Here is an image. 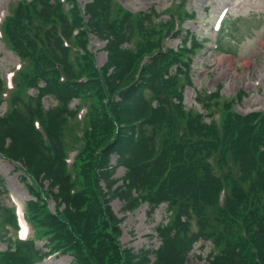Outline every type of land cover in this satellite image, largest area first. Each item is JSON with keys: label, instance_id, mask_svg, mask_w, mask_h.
<instances>
[{"label": "trees", "instance_id": "1", "mask_svg": "<svg viewBox=\"0 0 264 264\" xmlns=\"http://www.w3.org/2000/svg\"><path fill=\"white\" fill-rule=\"evenodd\" d=\"M115 5L19 1L0 23L4 49L26 68L22 85L9 88L0 77V156L22 173L33 198L23 213L33 228L26 240L17 235L16 209L0 200V224L10 233L0 264H39L55 254L70 256L69 264H189L199 242L211 245L204 264H264V112L238 114L236 99L220 103L217 90L195 95L208 115L186 110L196 35L180 37L171 15ZM190 18L184 11L180 23ZM90 36L104 43L100 67ZM169 37L181 46L167 47ZM25 88L34 93L24 96ZM47 98L55 106L45 108ZM75 100L89 104L69 164L65 133L77 120ZM4 192L0 183V198ZM114 199L127 213L145 204L149 217L166 206L167 222L154 228L156 250L121 246Z\"/></svg>", "mask_w": 264, "mask_h": 264}, {"label": "rangeland", "instance_id": "2", "mask_svg": "<svg viewBox=\"0 0 264 264\" xmlns=\"http://www.w3.org/2000/svg\"><path fill=\"white\" fill-rule=\"evenodd\" d=\"M19 1L31 0H0V22L7 15L11 4ZM88 2L89 0H77L80 8ZM117 7L132 13L154 9L162 20L171 15L175 23L180 25V37L184 36L185 31L196 35L201 47L194 49L191 54L189 75L192 84L186 86L182 93L186 110L201 114L210 113L211 110L205 112L195 102V95L200 91L211 93L217 90L220 97L217 101L220 103L236 99L231 109L238 114L264 112V0H117L114 10ZM184 11H187L192 19L180 23ZM180 37H169L165 45L169 48H179ZM88 45L94 56L95 65H103L106 61L103 42L90 36ZM19 68L14 78V73ZM25 69L13 53L4 49L0 40V77L7 87L11 88L14 82H20V85L25 83L19 74ZM174 69L175 66L172 67V70ZM21 93L28 96L34 92L25 88ZM88 104V100L79 102L75 100L70 104L71 108L77 105L79 113L77 120L69 124L68 133H65L69 163L72 162L76 151L81 148L80 136ZM43 105L48 108L55 106V102L47 98ZM5 110L6 103H2L0 114ZM221 112L223 111L220 108L213 117L217 122L220 120ZM205 122L209 123L210 119L205 118ZM115 163L116 158L113 157L111 164L115 165ZM123 174L122 167L116 169V178H121ZM22 176L13 163L0 156V183L5 189L0 198L1 203L5 207L16 209L21 218L17 235L22 239H33V228L23 220L26 204L33 198L28 193ZM47 203L49 209L53 211L54 203L51 200ZM109 205L116 217L122 220L119 225L121 230L119 242L123 248H131L133 252L141 249H157L159 240L154 228L158 223L167 222L165 205H161L152 217H149L145 204L130 213L122 210V202L118 199L112 200ZM1 218L0 213V222ZM192 229H196L195 225ZM8 233L0 224V252L7 247ZM4 234L7 236H2ZM44 243L43 240L37 239V248H43ZM201 244L199 242L194 245L188 256L189 264L205 263L211 245L205 243L201 247ZM70 260L71 257L68 255L55 254L39 264H69Z\"/></svg>", "mask_w": 264, "mask_h": 264}]
</instances>
